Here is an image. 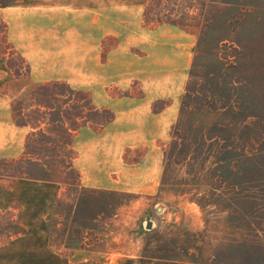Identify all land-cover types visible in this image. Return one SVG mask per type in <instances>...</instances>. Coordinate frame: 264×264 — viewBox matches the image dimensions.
<instances>
[{"label": "rangeland", "instance_id": "obj_1", "mask_svg": "<svg viewBox=\"0 0 264 264\" xmlns=\"http://www.w3.org/2000/svg\"><path fill=\"white\" fill-rule=\"evenodd\" d=\"M19 1L0 0V13ZM149 2L123 7L120 30L107 35L100 54L67 57L59 76L89 91L99 107L111 109L103 105L108 99L134 107L149 100L151 111L160 112L176 101L175 116L160 137L133 135L136 120H121L124 143L106 148L113 188L84 185L75 192L0 173V210L12 211L26 228L0 241V264H264V0L168 3L176 18L195 25L147 22ZM192 6L194 15H186ZM70 13L58 16L62 27L81 29L97 16ZM106 24L112 27V18ZM6 26L0 14V54L22 74L0 84V102L10 105L0 117L33 83ZM189 83L204 109L196 116L211 119L218 136H197L193 166L165 170ZM88 126L97 133L106 127ZM8 133L0 146L17 143ZM6 219L0 215V224Z\"/></svg>", "mask_w": 264, "mask_h": 264}, {"label": "crops", "instance_id": "obj_2", "mask_svg": "<svg viewBox=\"0 0 264 264\" xmlns=\"http://www.w3.org/2000/svg\"><path fill=\"white\" fill-rule=\"evenodd\" d=\"M135 1V2H134ZM150 0H21L13 6H6L1 17L7 23V35L10 42L21 52L30 65V78L33 82L64 80L62 75L67 64V57L71 55H99L101 44L110 33L117 34L121 24L120 16L123 7L137 8L140 3ZM143 4V5H144ZM142 5V4H141ZM142 5V8L144 7ZM92 10V11H91ZM82 13L97 15L87 27H62L57 22L59 15ZM112 18L113 26L109 27L106 20ZM48 20L46 25L43 21ZM109 21V19H108ZM111 21V20H110ZM96 24V27L90 25ZM110 29V30H109ZM116 50V49H114ZM116 55V51L111 53ZM71 69V68H70ZM15 78L14 72L9 68L7 60L0 57V84ZM7 96V94H3ZM1 104L0 111L9 109V103ZM127 101L108 99L103 102L116 114L103 132L97 133L90 126L85 125L77 132L73 147L76 151L74 160L82 173V184L96 188H113L111 179L107 177V146L119 145L123 142L120 130L121 120L128 118L136 120L138 129L131 133L136 136L153 135L160 137L177 112L176 101L160 112L151 111V102L148 100L140 105L130 106ZM126 106V107H124ZM122 115V116H121ZM31 128L19 126L14 122L13 113H5L0 117V139L13 132L17 138L14 145L0 146V156H21L25 149V142ZM153 150V149H151ZM109 157V156H108ZM36 180V179H35ZM41 183H56L45 180H36ZM147 182V181H146Z\"/></svg>", "mask_w": 264, "mask_h": 264}, {"label": "trees", "instance_id": "obj_3", "mask_svg": "<svg viewBox=\"0 0 264 264\" xmlns=\"http://www.w3.org/2000/svg\"><path fill=\"white\" fill-rule=\"evenodd\" d=\"M170 1L150 0L144 12V20L154 23L195 25L176 18V13L169 7ZM6 5L8 3L3 4ZM194 8L195 6H192L185 14L194 15ZM14 53L27 65L30 74L27 59L16 48ZM2 56L0 54V57ZM2 58L7 60L9 68L18 80L22 72L10 63L9 57ZM199 93L192 91L189 83L182 99L180 120L173 126L172 140L169 148L165 150V170L172 164L193 166L199 158L197 136L202 141H209L218 136L212 133L211 119L203 121L196 116L198 110H204L200 107ZM11 106L14 122L19 126H29L31 130L26 137L25 149L21 156L0 159L1 175L57 182L66 186L67 190L72 189L75 192L82 190L84 187L82 173L74 163L76 157L74 138L85 125L98 123L106 126L114 120V112L107 107L97 106L89 91L76 88L65 80L33 82L26 94L13 99ZM206 106L210 107L208 103ZM189 116H195L192 117L195 119L186 126L184 119ZM0 215L7 217L0 224L1 242H7L25 233L24 224L12 211L0 210Z\"/></svg>", "mask_w": 264, "mask_h": 264}, {"label": "water", "instance_id": "obj_4", "mask_svg": "<svg viewBox=\"0 0 264 264\" xmlns=\"http://www.w3.org/2000/svg\"><path fill=\"white\" fill-rule=\"evenodd\" d=\"M151 225H152V221L149 220L148 223H147V226H148V227H151Z\"/></svg>", "mask_w": 264, "mask_h": 264}]
</instances>
